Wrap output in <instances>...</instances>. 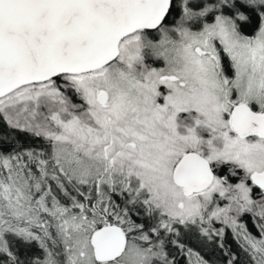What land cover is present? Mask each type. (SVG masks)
Instances as JSON below:
<instances>
[{"label":"snow or ice","instance_id":"1","mask_svg":"<svg viewBox=\"0 0 264 264\" xmlns=\"http://www.w3.org/2000/svg\"><path fill=\"white\" fill-rule=\"evenodd\" d=\"M0 264H264V0H0Z\"/></svg>","mask_w":264,"mask_h":264}]
</instances>
